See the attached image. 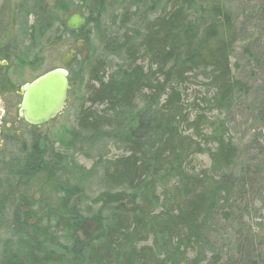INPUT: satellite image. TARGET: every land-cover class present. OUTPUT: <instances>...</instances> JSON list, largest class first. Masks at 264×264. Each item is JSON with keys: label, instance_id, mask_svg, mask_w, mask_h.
Masks as SVG:
<instances>
[{"label": "trees", "instance_id": "1", "mask_svg": "<svg viewBox=\"0 0 264 264\" xmlns=\"http://www.w3.org/2000/svg\"><path fill=\"white\" fill-rule=\"evenodd\" d=\"M190 1L167 0L169 8L147 22L138 42L128 34L124 43L109 42L124 49L123 65L108 72L100 59L90 64V106L80 110L81 129L100 130L116 119L113 114L136 109L139 98L144 104L130 122L126 153L104 172L109 185L140 192L141 201L136 209L115 211L102 241L77 250L70 264H223L226 233L255 207L253 196L264 187V158L236 171L240 156L227 122L210 126L205 113L192 114L183 104L182 87L192 77L204 80L209 108L217 111H229L249 92L235 80L230 58L240 34V15L224 0H195L194 13L187 7ZM257 1L263 6L249 16L264 23V0ZM98 105L105 106L101 115L92 110ZM184 125L193 132L185 133ZM25 152L19 179L8 180L0 195V231L13 232L12 218H23L19 212L12 215L15 192L26 173L45 164L40 143ZM198 154H207L209 162L197 169L191 163ZM161 182L167 185L164 202L157 192ZM22 232L24 251L21 242L6 245L0 264L63 262L48 247L47 237L42 240L48 230L31 225Z\"/></svg>", "mask_w": 264, "mask_h": 264}, {"label": "rangeland", "instance_id": "2", "mask_svg": "<svg viewBox=\"0 0 264 264\" xmlns=\"http://www.w3.org/2000/svg\"><path fill=\"white\" fill-rule=\"evenodd\" d=\"M224 3L240 15V34L230 58L235 80L245 83L249 92L236 100L229 111H217L209 108L204 80L192 77L182 87L183 104L192 114L205 113L210 126L227 122L238 147L236 171H240L247 164L254 167L264 158V23L249 16L256 13L254 10L259 11L263 3L257 0H224ZM168 6L167 0H0V39L18 47L24 62L40 63L39 70L25 71L24 82L41 71L63 67L64 53L77 49L79 41H83L75 62L68 67L71 88L64 110L49 123L33 128V139L28 134L24 138L23 150L40 143L46 152L45 164L34 173H26L18 185L19 193L15 192L14 198L18 210L14 209L12 215L19 212L23 218H12L13 232L0 231V256L8 244L16 247L21 242L19 247H23L22 228L30 230L35 225L49 231L42 240L47 237L48 247L64 258L59 264H70L77 250L86 251L90 245L102 241L103 230L115 211L138 207L140 192L109 185L104 172L112 160L126 153L127 131L144 105L142 99H138L136 109L113 114L116 119L97 131L81 129L78 118L81 108L90 106L86 90L90 64L100 59L108 72L123 65L124 49L112 48L108 43H124L127 34L130 41L138 42L147 22ZM187 7L195 13V0L187 3ZM75 11L88 19L86 28L78 34L65 27L66 16ZM142 62L149 65L148 59ZM104 109L103 105L92 107L100 115ZM183 130L193 132L187 125ZM13 161L9 160L3 168L6 174L0 173V195L17 169ZM192 161V166L198 169L209 159L207 154H198ZM174 181L167 185L170 187ZM167 185L158 184L162 202ZM263 188L253 196L255 207L250 216L226 233L223 264H264Z\"/></svg>", "mask_w": 264, "mask_h": 264}, {"label": "flooded vegetation", "instance_id": "3", "mask_svg": "<svg viewBox=\"0 0 264 264\" xmlns=\"http://www.w3.org/2000/svg\"><path fill=\"white\" fill-rule=\"evenodd\" d=\"M17 48L13 43L0 39V173L4 172L9 160H14L13 165L19 167L16 169V177L11 174L13 181H17L18 175L22 173V160L26 156L25 149L23 150L24 138L27 134L32 136L33 128L42 126L30 124L25 120L21 109L23 88L26 83L50 70L41 71L24 82L25 71L39 70L40 63L38 60L31 64L24 62L22 51ZM33 138L32 136L31 139Z\"/></svg>", "mask_w": 264, "mask_h": 264}, {"label": "water", "instance_id": "4", "mask_svg": "<svg viewBox=\"0 0 264 264\" xmlns=\"http://www.w3.org/2000/svg\"><path fill=\"white\" fill-rule=\"evenodd\" d=\"M87 23L82 12L75 11L66 16V28L70 33L83 31ZM82 48L83 41L80 40L77 49ZM77 49L71 48L64 53L63 67L50 69L24 85L21 109L28 123H49L64 110L71 88L68 67L75 62Z\"/></svg>", "mask_w": 264, "mask_h": 264}]
</instances>
